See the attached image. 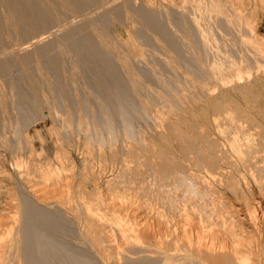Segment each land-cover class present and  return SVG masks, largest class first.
Returning <instances> with one entry per match:
<instances>
[{
    "label": "bare ground",
    "instance_id": "bare-ground-1",
    "mask_svg": "<svg viewBox=\"0 0 264 264\" xmlns=\"http://www.w3.org/2000/svg\"><path fill=\"white\" fill-rule=\"evenodd\" d=\"M150 1L0 0V33L18 41L0 53V149L15 156L21 173L11 193L15 209L0 191V264H264V98L250 92L252 60L264 53V42L254 29L251 39L240 36L245 29L227 38L240 13L225 0H183L179 7ZM99 2L104 9L83 14ZM117 24L127 30L126 38L113 30ZM240 43L248 45L246 51ZM142 45L155 49L140 53ZM232 85L237 96L229 95ZM185 98L206 99L202 121L196 111L187 127L163 111L151 113L159 102L182 108ZM49 117L57 142L82 143L90 157L97 152L103 161L110 151L121 182L138 188L143 222L98 210L105 193L91 203L92 191L88 195L83 182L92 178L98 187L92 158L81 168L77 199L70 192L74 183L68 177L63 182L66 165L32 159L40 152V133L31 134L30 127ZM142 118L161 119L159 140L137 126ZM225 163L243 171L248 190L263 195L228 205L218 186L226 183L237 193L243 185ZM56 193L67 200L55 199ZM126 194L114 199L131 200ZM108 226L126 238H120L125 248H116V257L117 239Z\"/></svg>",
    "mask_w": 264,
    "mask_h": 264
},
{
    "label": "rangeland",
    "instance_id": "rangeland-1",
    "mask_svg": "<svg viewBox=\"0 0 264 264\" xmlns=\"http://www.w3.org/2000/svg\"><path fill=\"white\" fill-rule=\"evenodd\" d=\"M189 1H192V0H189ZM222 2L224 1V0H221ZM227 0H225L223 3H225V5H229V6H231L232 5V7H234V8H236L237 10H239V12L238 13H240V14H238V18H237V21L239 22V24H238V27H236V29H228V31H226L227 33H224L223 31V33L225 34V35H227L226 37L227 38H230V37H232L233 35L232 34H234V35H237V34H241V33H243V31H245L246 30V33L244 32V34H241L240 36L242 37V38H246V39H251L252 37H253V35H252V33L250 32L252 29H254V32H255V34L257 35V37L259 38V39H261L263 42H264V0H228V2H226ZM150 3H153L155 6L157 5V7L159 6V4L158 3H160V4H162V5H164V6H180V5H182L183 4V0H157V2H156V0H151L150 1ZM166 3V4H165ZM103 5V6H102ZM237 5V6H236ZM97 7V8H96ZM103 7H105V4L104 3H97V5H96V3L95 4H92V5H90V6H88L87 7V10L85 11H83V14L85 13V14H95V13H97V12H99V10L101 11L102 10V8ZM240 7V8H239ZM89 9V10H88ZM96 9V10H95ZM104 9V8H103ZM241 9V10H240ZM92 10L94 11V13L92 12ZM245 17H247V18H245ZM250 17V18H249ZM249 20V21H248ZM245 21L246 22H250L251 23V26L253 27H251V28H249V26L247 27V28H249V29H246V26H247V24L248 23H245ZM253 24V25H252ZM56 27V26H55ZM244 27V28H243ZM240 28V29H239ZM245 29V30H244ZM113 30L114 31H118V33H120L124 38H126L127 37V30L126 29H124L121 25H119V24H117V26H115L114 28H113ZM126 30V31H125ZM247 30H249V32L247 31ZM237 31V32H236ZM238 32H240V33H238ZM248 32V33H247ZM230 33V34H229ZM232 33V34H231ZM1 34V33H0ZM246 34V35H245ZM4 39V40H3ZM229 41H231V40H229ZM5 42V43H4ZM236 42H240V40H238V39H236ZM2 45V46H1ZM241 45V46H240ZM240 45L238 46V47H241L242 48V50H243V52L244 51H246V49L245 48H247L248 47V45H246L245 43L243 44H241L240 43ZM245 45V46H244ZM18 46V41L15 39V37H7V36H5L4 34H1L0 35V53H1V51H2V49L3 50H5V48L6 49H8L7 51H9V50H11V48L13 49V48H15V47H17ZM144 45H142V47H138V51L141 53V50L143 51V49L142 48H144L143 47ZM148 46V45H147ZM147 48V47H146ZM146 48H144V50L146 51H148L149 49H150V51L152 52V50H154L155 49V47L153 46V45H149L148 46V49H146ZM130 49V48H129ZM145 51H143L142 53H144ZM146 51V52H147ZM149 51V52H150ZM3 52H5V51H3ZM134 52H136L137 53V51H134ZM150 52V53H151ZM148 53V52H147ZM149 54V53H148ZM253 54H256V53H253ZM264 53H257L256 54V58H257V60L255 59V60H252V62H254L256 65L257 64H259V65H255V64H253L252 62V65H255V69H256V71H255V69L253 70L252 69V73H253V75H254V77H253V75H252V78H251V82H252V86H251V88H250V92H252V93H258V94H260L261 95V97H263L264 98V55H263ZM143 56V55H142ZM142 56H141V54H139V55H137L135 58L136 59H140V58H142ZM139 57V58H138ZM260 57V58H259ZM258 59H259V61H258ZM261 60V61H260ZM260 66V67H259ZM261 66H263V67H261ZM253 68H254V66H253ZM258 68H260V70H262V71H259V69ZM258 74H257V73ZM261 73V74H260ZM257 74V75H256ZM259 75V76H258ZM262 75V76H261ZM261 79L260 81H258V79ZM256 78V79H255ZM253 79V80H252ZM254 81H256L255 83H254ZM154 84V86L155 87H157V88H159V89H162L161 88V84L160 83H158V82H154L153 83ZM233 85H235V84H233ZM229 86V87H227V90H230L229 92V95H232V96H234V95H238V89L236 88V86ZM254 86V87H253ZM232 87H233V89H232ZM229 88V89H228ZM233 90V91H232ZM256 90V92H254ZM233 93V94H232ZM235 93V94H234ZM187 99H189V98H187ZM186 98L184 99V100H186V101H184L183 100V103H184V105H183V107L182 108H175V109H170V108H168L167 106H165L164 105V102H159L158 103V105H156L154 108H153V110L151 111V113L154 115V116H157L158 115V113H160L161 111H163L164 112V114H166L167 115V119H171L170 121H172V122H175V123H177L178 121H180L182 124H179L180 122H178V125H181V126H184V125H186V126H184V127H187L188 126V121L187 120H189V117L191 116L190 114H192L194 111H196L197 113H199V115H198V119H200V121H202L203 120V118H202V115H201V112H203V109H201L202 108V105L203 104H207V102L204 100V99H191L193 102L191 103V100L189 99V101L187 100ZM197 100V101H196ZM200 100H202V101H200ZM198 101H200L199 102V104H198ZM190 102V103H189ZM201 102H202V104H201ZM204 102V103H203ZM186 103V104H185ZM201 104V105H200ZM163 105V106H162ZM162 107V109H161V107ZM189 106V107H188ZM159 108V109H158ZM158 109V110H157ZM190 109L192 110V111H190ZM195 109V110H194ZM198 109V110H197ZM160 110V111H159ZM169 111L170 112V115H169V112H167V111ZM179 110V111H178ZM200 110H202V111H200ZM200 111V112H199ZM168 114H167V113ZM186 112V113H185ZM180 113V114H179ZM190 113V114H189ZM151 114V115H152ZM152 115V116H153ZM169 116V117H168ZM180 116V117H179ZM188 118V119H186V117ZM183 117H184V119H183ZM0 118H2L1 117V115H0ZM143 119V120H142ZM142 119H140V120H138L137 121V126L140 128V129H142L143 131H145L146 133H147V135H149V136H151L152 138L154 137V139L156 138L157 140H159L160 139V137H159V129H161L162 127H163V125L162 124H159V123H161V119H158V123H156L153 119H145V118H142ZM178 120V121H177ZM184 120V121H183ZM49 121V122H48ZM186 121H187V124H186ZM2 119H0V132H3L4 130H5V128L2 126ZM53 124V122L51 121V118L49 117L48 119H47V121H43V120H39V121H37L36 123H34L31 127H30V133L31 134H33V135H35L36 136V131H39V133H40V137H35V139H36V141H35V144H36V146H37V148L39 149V153L38 154H36V155H34L33 156V160L34 161H36L37 163H43V162H46V160H47V158H49V160H51L55 165H66L65 167H66V169L67 170H64L63 172H64V175H66L65 173L67 172V176H65L64 178V180H63V182H66V178L68 177V181L70 180V181H72L73 183H74V185L72 186V188L70 189L71 191L70 192H72V195L75 197V199H77L76 197H80V194L81 193H78V191L80 190V192H81V188L79 187V182H80V172H81V168H82V166L84 165V163L90 158H92V157H90V155L89 154H87V150L84 148V146H82V143L80 144V143H72V144H68V143H65V142H63V141H58L57 142V140H56V137H57V135L51 130V129H49V127L51 126ZM146 125V126H145ZM160 125V126H159ZM149 126V127H148ZM155 126H156V128H155ZM4 128V129H3ZM159 128V129H158ZM3 129V130H2ZM7 130H9V129H7ZM52 132H51V131ZM150 130H152V132L150 131ZM157 130V131H156ZM154 135H152V134ZM42 134V135H41ZM53 134V135H52ZM43 136V137H42ZM54 137V138H53ZM54 139V140H53ZM173 139V138H172ZM174 140V139H173ZM44 141V142H43ZM55 141V142H54ZM57 142V143H56ZM45 145V146H44ZM42 146L44 147V150L42 151ZM57 146H59V147H57ZM61 147V148H60ZM62 147H63V149H65L64 151L65 152H63V149H62ZM84 148V149H83ZM57 149H62V150H59L60 152H58L57 151ZM85 151V152H84ZM231 151V154H232V157L233 158H235L236 156H234L235 154H233L234 152L232 151V150H230ZM0 191H1V200L3 201V202H8V203H11V205H10V207L11 208H13L14 207V203H12L13 201L15 202V200L12 198V194H14V188H15V182H16V180H18V179H20L21 177V175H19V174H21V173H19L18 172V170H17V167H15L16 165H15V156L13 155V154H11V152L9 153L8 151H6L5 149H0ZM58 152V153H57ZM63 152V153H62ZM44 153V154H43ZM50 153V154H49ZM65 153V154H64ZM29 152H27V151H25V152H23L22 153V155H24L26 158L27 157H29L30 158V156H29ZM47 154V155H46ZM48 154H49V156H48ZM52 154V155H51ZM60 154H64V155H61L60 156ZM87 154V155H86ZM110 154V151L107 149V152H106V159L103 161L102 159H101V155L100 154H98L97 152H96V156L94 157V159L92 158L91 159V161L93 162V164H94V169H95V172L97 171V174H98V172H99V174H98V179H97V182H98V187H96V183L94 182V180L92 179V178H88V180H85V182H83V184H85V186L87 187V189H89V190H87V192L89 191V193H87L88 195L90 194V192H91V194H90V197L88 196V198L91 200V196H93V198H92V201H91V203L95 206V202H97V197L98 196H102L104 193V195H105V197L106 196H108V199L106 198V200H108V201H105V199H104V195L101 197V198H103L102 200L104 201H102L103 202V204H106V205H108V210H107V208H105V205H101V203H98L97 205H96V208L98 207V210L100 209L101 210V212H103V213H105L108 217H112L116 212H117V210H118V212L116 213L117 215H119V214H121V216L123 217L124 216V218H126V219H129V221L130 222H133L134 224H139L140 222H143L142 220H143V214H142V212H143V204L142 203H140V200H142V197H141V195H140V193H139V191H138V188L135 190V188H129L128 187V185L125 183V182H123L124 183V185H123V183L121 182V178H118V177H120L119 175V173H120V166H119V164L117 165V164H114V163H111L112 162V160H111V154ZM42 155V156H41ZM108 155V156H107ZM47 156V157H46ZM57 156V157H56ZM98 156H99V158L101 159H99L98 158ZM35 157V158H34ZM43 157V158H42ZM59 157V158H58ZM28 158V159H29ZM61 158V159H60ZM63 158H64V160H63ZM71 158V159H70ZM108 158V159H107ZM38 159V160H37ZM44 159V160H43ZM67 159V160H66ZM89 159V160H90ZM110 159V160H109ZM237 159V158H236ZM81 160H83V161H81ZM100 160V161H99ZM68 161V162H67ZM85 161V162H84ZM102 161V162H101ZM109 161V162H108ZM95 162V163H94ZM96 164V165H95ZM113 164L115 165V166H113ZM73 165H74V168H73ZM100 165V166H99ZM14 166V167H13ZM78 166V167H77ZM105 166V167H104ZM110 166V167H109ZM224 166H226L225 167V169H226V171L228 170V171H230V172H233V173H236L237 171V174H235V176L237 177V178H240V182H241V184L243 185L242 187H243V189H242V191L241 190H239L237 193L236 192H234L229 186H225V184L223 183V184H221V185H223V186H221V185H219L218 187L219 188H221L220 190L222 191L223 190V195L226 197L225 198V201L227 202V204L228 205H231V206H235V205H239L238 204V202L240 201H243L244 200V198H245V202H252L253 200H254V197H259L261 194H260V192H257V191H259L258 189L256 190H254V193H252L250 190H248L247 189V187H245L246 185H244V184H246L245 183V181L242 179V174H240V173H242L243 171H239V170H237V168H236V166L234 165V164H231V163H228V165L225 163L224 164ZM228 166V167H227ZM232 168H231V167ZM70 167V168H69ZM99 167H101V168H99ZM107 167V168H106ZM113 167V168H112ZM235 169H234V168ZM73 168V169H72ZM75 169V170H74ZM101 169V170H100ZM105 169V170H104ZM70 170V171H69ZM236 170V171H235ZM72 171V172H71ZM74 171H75V178L73 177V174H74ZM245 171V170H244ZM3 172V173H2ZM102 172V173H101ZM119 172V173H118ZM246 172V171H245ZM7 175H6V174ZM70 173V174H69ZM73 173V174H72ZM4 174V175H3ZM72 174V176H70ZM116 174V175H115ZM119 174V175H118ZM3 177H2V176ZM77 175V176H76ZM103 175V176H102ZM239 175H241V176H239ZM114 176V177H113ZM239 176V177H238ZM247 176H249V175H247ZM71 178V179H70ZM112 178V179H111ZM113 178H115V179H113ZM11 179V180H10ZM74 179V180H73ZM111 180H112V182H111ZM78 181V182H77ZM89 181V182H88ZM108 181H109V183H108ZM116 181V182H115ZM117 181H120V182H117ZM12 182V183H11ZM82 182V181H81ZM112 183L114 184H118L119 186L120 185H122V186H118V189L117 190H115L114 191V189H112V188H110L111 186H112ZM120 183V184H119ZM94 184V185H93ZM133 184V183H132ZM4 185V186H3ZM133 185H137V183H134ZM228 185V184H227ZM221 186V187H220ZM9 187V188H8ZM126 187V188H125ZM128 187V188H127ZM12 188H13V190H12ZM67 188V187H66ZM97 188H100V189H97ZM227 188H229V189H227ZM8 189V190H7ZM77 190V191H75V190ZM113 191H111V190ZM128 189V190H127ZM133 189V190H132ZM231 189V190H230ZM97 190H99V191H97ZM108 190V191H107ZM123 192H122V191ZM135 190V191H134ZM225 190H226V192H225ZM9 191V192H8ZM120 193H126L127 192V196L125 197L126 199H127V197L129 196V197H131V200H126V202H125V199H123V201H122V199H120V197H119V199L116 197V199H114L115 197L114 196H120L119 195V192ZM126 191V192H125ZM128 191H130V192H132V193H128ZM246 191V192H245ZM96 192V193H95ZM116 192H118V194L116 193ZM135 192V194H133ZM232 192H234V195H233V193ZM241 192H243L242 194H241ZM7 193V194H6ZM12 193V194H11ZM77 193V194H76ZM92 193H93V195H92ZM98 193H99V195H98ZM100 193H101V195H100ZM236 193V194H235ZM245 193V194H244ZM246 193H248V194H246ZM259 193V194H258ZM86 194V195H87ZM109 194H111V195H109ZM112 194H115V195H113V197H111L112 196ZM227 196H226V195ZM250 194H251V196H250ZM59 195V196H58ZM61 194H59V193H56V195H54L55 196V199H56V196H57V198L58 199H61V200H64V198L62 197V195L60 196ZM97 197H96V196ZM133 195V196H132ZM244 195H246V196H244ZM263 195V194H262ZM261 195V196H262ZM53 196V195H52ZM53 196V197H54ZM139 196V198H137ZM239 196V197H238ZM241 196V197H240ZM12 199H11V198ZM52 197V198H53ZM99 197V198H100ZM135 197V198H134ZM246 197H247V200H246ZM251 197H252V199H251ZM6 198V199H5ZM113 198V199H112ZM134 198V200H136L137 202H139V203H137L136 201H133L132 199ZM109 199H110V201H114V202H116L115 203V205L118 207L117 209H116V206L114 207V205H112V203L114 204V202L112 201V203H110V201H109ZM112 199V200H111ZM137 199H139V201L137 200ZM241 199V200H240ZM10 200V201H9ZM11 200H13V201H11ZM67 200V199H66ZM66 200H64V201H66ZM119 202V204H118V202ZM228 200V201H227ZM249 200V201H248ZM131 201H133V202H131ZM233 201V202H232ZM243 201V202H244ZM106 202V203H105ZM107 202H108V204H107ZM121 202H123V203H121ZM136 202V203H135ZM158 202V201H157ZM95 203V204H94ZM125 203H126V205H125ZM130 203V204H129ZM233 203V204H232ZM133 204V205H132ZM137 206H136V205ZM138 204H140V205H138ZM9 205V204H8ZM111 206V208H110V206ZM119 205V206H118ZM125 205V206H124ZM130 205V206H129ZM102 206V207H101ZM103 206H104V208H103ZM115 208H113V207ZM122 206V207H121ZM135 208V206H136V208L134 209L133 207ZM140 206V207H139ZM157 207H159V204L158 205H156ZM107 207V206H106ZM126 208L127 210L125 211V209L123 210V208ZM128 207H132V208H129V209H131L132 211H129V209H128ZM142 207V208H141ZM140 208V209H139ZM145 208V207H144ZM160 208V207H159ZM162 208V207H161ZM13 209H15V208H13ZM112 209H114V210H116L114 213H112L114 210H112ZM119 209H120V211H119ZM106 212H105V211ZM121 210H123V211H125V212H127V214L126 213H124L123 211H121ZM135 210V211H134ZM137 210V211H136ZM140 210H141V212H140ZM109 211V212H108ZM128 211H129V214H128ZM111 212V213H110ZM122 212V213H121ZM132 212V213H131ZM134 212V213H133ZM136 212V213H135ZM137 212H138V214H139V216H137L138 214H137ZM13 213V212H12ZM109 215H108V214ZM141 213V214H140ZM10 214H11V212H10ZM115 214V215H116ZM134 215V217L133 216H129V215ZM126 215V216H125ZM143 216V217H142ZM133 219H132V218ZM136 217V218H135ZM137 217H139V218H137ZM130 218H131V220H130ZM138 221H137V220ZM136 220V221H135ZM135 221V222H134ZM176 227V226H175ZM174 226H171V229L173 230V232H178V231H180V229L179 230H177L176 231V228H175ZM108 228H110V232H111V234H114L113 235V237L111 236V238H113V240L115 241L116 239V241L115 242H120L121 241V245L120 244H118L119 245V248H118V246L116 247L115 246V244H117V243H115L114 244V249H113V252H115V251H117L118 253H119V251L118 250H120V247L123 245L124 246V248H125V243H126V241H123L122 242V240L121 239H125L126 240V238L124 237V236H121V234L120 233H118L119 231H118V229L116 228V227H109L108 226ZM113 228V229H112ZM173 228H175V231H174V229ZM177 228H180V227H178L177 226ZM112 229V230H111ZM117 231H116V230ZM172 230L170 231L171 233H172ZM115 233H116V235H115ZM117 234H119V235H117ZM116 236V237H115ZM121 238V239H120ZM113 241V242H114ZM118 249V250H115V249ZM111 249V248H110ZM115 250V251H114ZM121 250L123 251V247L121 248ZM125 250V249H124ZM121 252V251H120ZM114 254H116V252L115 253H113V255ZM117 255H121L122 256V254H117ZM115 257H116V255H114ZM114 256H111V259L110 260H112V259H114L113 257Z\"/></svg>",
    "mask_w": 264,
    "mask_h": 264
}]
</instances>
